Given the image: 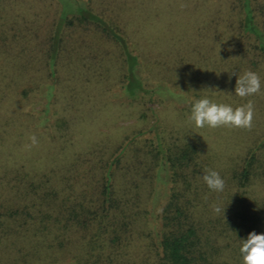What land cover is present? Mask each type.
Masks as SVG:
<instances>
[{"label":"rangeland","instance_id":"obj_1","mask_svg":"<svg viewBox=\"0 0 264 264\" xmlns=\"http://www.w3.org/2000/svg\"><path fill=\"white\" fill-rule=\"evenodd\" d=\"M251 3L264 33V0ZM81 6L128 39L147 88L157 91L154 97L129 99L117 44L93 25L65 23V12L71 9V17ZM243 17L242 0H0V184L14 186L22 174L21 188L35 184L41 193L46 186L57 192L59 210H68L90 197L82 190L93 193L102 167L127 148L115 167V185L135 223L123 254L129 262L123 255L118 262L154 259L161 213L170 189L177 187L209 239L211 261L242 264L239 239L250 230L237 233L241 212L254 216L252 230L264 232V53L244 32ZM59 28L62 42L52 66L51 44ZM245 70L260 75L261 92L244 98L228 94ZM205 95L233 107L251 100L252 126L195 128L188 119L191 100ZM158 133L171 145L199 146L191 185L171 183L150 158ZM30 135L38 143L25 148ZM252 154L258 160L247 183L242 172ZM208 167L225 179L223 192L210 191L200 179ZM215 202L227 205L224 216L213 213ZM39 224L3 239L2 264L95 261L79 230L36 229Z\"/></svg>","mask_w":264,"mask_h":264},{"label":"trees","instance_id":"obj_2","mask_svg":"<svg viewBox=\"0 0 264 264\" xmlns=\"http://www.w3.org/2000/svg\"><path fill=\"white\" fill-rule=\"evenodd\" d=\"M242 9L243 30L254 37L259 50L264 53V33L255 23L251 0H242ZM70 12L72 13L71 9H68L63 16L68 26L93 25L120 48L125 64L123 88L127 97L132 101L154 97L157 91L147 88L139 70L141 65L139 55L128 39L87 7H79L76 14L71 17ZM60 32L59 28L51 44L49 58L52 66L56 64L62 42ZM135 141L134 138L129 143ZM151 146L150 158L155 161L160 171L167 172L166 178L171 183L183 181L191 185L195 179V168H198L200 164L198 145L193 142L171 145L158 133L155 140L151 139ZM126 149L102 167L103 176L93 193L86 192L88 189L82 190L90 197H84L82 199L84 201H76L73 207H68V210L66 208L59 210L58 204L55 203L56 199L53 198L57 192L51 193L46 186L41 193L38 192L40 186L35 184L30 185V188H21L22 174L15 177L21 181L14 186H10L9 183L0 184V245L5 238L21 235L22 230L23 233L29 232L37 223L40 224L36 229L43 230L56 227L66 232L75 228L79 230V233L84 234L82 242L85 251H88L87 254L95 259L92 263L85 259V264H120L118 260L122 262V256L119 257V255L125 254L130 246L129 234L135 223L130 214L129 205L127 204L126 209L123 208V200L115 185V167L123 159ZM257 160L256 155L252 154L245 161L242 177L247 183ZM6 176L8 177V172ZM176 189L177 187L170 189L172 193L161 213L159 221L161 227L155 244L154 259L153 256L146 255L141 260L142 263L138 264H215L209 257V250L206 249L209 239L204 238L205 235L200 232V226L189 210L190 202L188 200L182 202L184 193L183 191L175 192ZM1 190L7 192L6 196H3ZM34 212L42 215L36 218ZM53 213L57 216L52 217ZM239 218L240 222L234 225L238 234H241L244 228L249 229L250 232L253 231L250 226L251 221L255 220L252 214L242 211ZM123 257L126 259L125 255Z\"/></svg>","mask_w":264,"mask_h":264},{"label":"clouds","instance_id":"obj_3","mask_svg":"<svg viewBox=\"0 0 264 264\" xmlns=\"http://www.w3.org/2000/svg\"><path fill=\"white\" fill-rule=\"evenodd\" d=\"M232 74H237L233 72ZM261 77L256 71L245 70L243 74L237 76L232 92L238 97L244 98L261 92ZM209 90V89H205ZM254 115V106L251 100L233 107L224 102H217L205 95L199 98L193 97L190 104L188 119L195 128H250ZM29 143L25 148H30L38 143L35 135L28 137ZM200 179L206 187L216 193L223 192L225 179L215 168H205ZM226 206L215 202L211 205L215 214L225 215ZM239 253L242 264H264V232L257 233L255 230L249 232L246 238H240Z\"/></svg>","mask_w":264,"mask_h":264}]
</instances>
